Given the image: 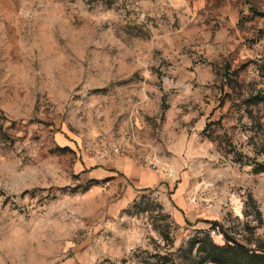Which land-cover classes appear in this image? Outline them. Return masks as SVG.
<instances>
[{
    "label": "rangeland",
    "instance_id": "374dc122",
    "mask_svg": "<svg viewBox=\"0 0 264 264\" xmlns=\"http://www.w3.org/2000/svg\"><path fill=\"white\" fill-rule=\"evenodd\" d=\"M149 155L161 183L96 188ZM261 163L264 0H0V264H199L206 239L264 264Z\"/></svg>",
    "mask_w": 264,
    "mask_h": 264
},
{
    "label": "crops",
    "instance_id": "0c3cea01",
    "mask_svg": "<svg viewBox=\"0 0 264 264\" xmlns=\"http://www.w3.org/2000/svg\"><path fill=\"white\" fill-rule=\"evenodd\" d=\"M95 173L96 188L112 196L119 206L130 202L142 190L152 188L164 180L160 170L128 158L118 160L112 167H98ZM104 183H107L106 187Z\"/></svg>",
    "mask_w": 264,
    "mask_h": 264
},
{
    "label": "trees",
    "instance_id": "16d2710c",
    "mask_svg": "<svg viewBox=\"0 0 264 264\" xmlns=\"http://www.w3.org/2000/svg\"><path fill=\"white\" fill-rule=\"evenodd\" d=\"M258 169L264 171V163L258 165ZM210 235V234H209ZM199 250L204 255L199 264L213 261L219 264H262L263 254L251 250L238 242L229 239L224 244H216L213 240H204Z\"/></svg>",
    "mask_w": 264,
    "mask_h": 264
},
{
    "label": "built area",
    "instance_id": "2783aa9c",
    "mask_svg": "<svg viewBox=\"0 0 264 264\" xmlns=\"http://www.w3.org/2000/svg\"><path fill=\"white\" fill-rule=\"evenodd\" d=\"M143 164L146 166H149L153 169H156V170H162V169L164 170L166 168L165 164H163V162L155 155L154 156L153 155L147 156L145 158V163H143ZM103 186L106 187L107 183H104ZM192 202L195 204H198L201 202V204H203L207 207L213 206V201L210 200L206 196H201L199 198L193 197ZM208 231H209L210 236H212V237L223 236V233L221 232V225L219 223L209 226Z\"/></svg>",
    "mask_w": 264,
    "mask_h": 264
}]
</instances>
